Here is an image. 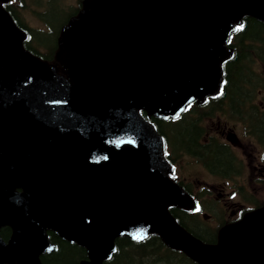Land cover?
Masks as SVG:
<instances>
[{
	"label": "water",
	"instance_id": "1",
	"mask_svg": "<svg viewBox=\"0 0 264 264\" xmlns=\"http://www.w3.org/2000/svg\"><path fill=\"white\" fill-rule=\"evenodd\" d=\"M243 16L264 23V0H84L61 34L66 81L23 48L0 5V226L12 231L0 264H41L56 249L47 231L84 247L82 264L152 233L198 264H264V206L221 227L217 244L176 223L167 208L189 198L139 113L175 118L214 93Z\"/></svg>",
	"mask_w": 264,
	"mask_h": 264
},
{
	"label": "trees",
	"instance_id": "2",
	"mask_svg": "<svg viewBox=\"0 0 264 264\" xmlns=\"http://www.w3.org/2000/svg\"><path fill=\"white\" fill-rule=\"evenodd\" d=\"M21 3L24 0H19ZM81 1V0H80ZM79 1V4L81 2ZM5 9L14 17L11 7L4 4ZM79 8H73V14ZM46 29L38 30L25 27L26 39L24 46L33 54L38 55L42 60L51 62L54 60L57 51V40L59 30L45 22ZM42 34L49 39L52 37V48L43 43L34 42V35ZM233 55L222 63L223 87L221 94L215 99H211L206 109L211 113L214 109L217 112L224 111L225 114L234 112L235 115L242 117L246 112L247 104L255 91L257 83L254 82L253 72L249 70V64L253 59L264 64V24L252 18L245 17L243 27L237 29L230 43ZM44 48V49H43ZM49 64V63H48ZM58 65V64H57ZM249 78V81H248ZM253 87V89H251ZM251 94V96H250ZM211 102V103H210ZM200 106V105H199ZM204 107H199V109ZM143 116L155 126L157 133L163 138L165 148H169L175 153L186 152L200 157L204 165L212 173L227 171L233 168L231 156L222 144L213 140L208 143L200 144L204 128L200 124V118L204 113L185 112L176 120L162 121L154 117ZM208 114V113H206ZM183 115L186 116L183 119ZM251 120L257 125H253L257 137L264 143V119L252 114ZM172 142L177 144L172 150ZM166 150V149H165ZM230 169V170H231ZM229 171V170H228ZM223 172V173H222ZM171 215L177 223L193 237L206 244L216 242L217 228L207 226L201 221L197 214L190 210L176 207L169 208ZM51 242L55 243L57 249L41 257L42 264H79L86 258L84 248L61 240L52 233H49ZM103 264H197L181 249L167 245L157 234H150L143 240L134 242L128 238H119L115 241V249Z\"/></svg>",
	"mask_w": 264,
	"mask_h": 264
},
{
	"label": "rangeland",
	"instance_id": "3",
	"mask_svg": "<svg viewBox=\"0 0 264 264\" xmlns=\"http://www.w3.org/2000/svg\"><path fill=\"white\" fill-rule=\"evenodd\" d=\"M78 1L79 0H61V3L62 6L67 7L77 5ZM37 2L43 4L46 3V0H25L24 7L20 10L19 18L21 21L26 23L27 26L43 28V23L34 11L37 6ZM42 18L44 22H47L57 28L59 24L65 20L66 16L59 10L58 0H53L52 2L46 4L45 10L42 13ZM52 39V37L47 39V37L42 34L34 35V42L43 43L44 45L49 46V48H52L53 46L51 42ZM234 118V112H231L228 116L215 114L212 118L203 120L202 124L205 127L207 134L215 135L217 139L220 138L219 132L223 126L232 128L236 136L241 138L243 144L241 151L237 148H232L231 151L243 160L244 168L240 170L242 173L238 174L236 177H232V180H229L231 178L222 179L218 176H214L213 174H209L202 164H199L194 160V158L188 155L177 157L174 162L175 168L171 167L173 170L172 174H174L182 182L187 183L193 194L197 195L201 192L205 195L201 198V201L202 204L205 205V207L203 206L204 210L207 214L212 216L211 219L207 218V221L214 227L218 224L214 218L217 214L220 213V218L224 216L227 219H233L235 217L234 215L239 214V211L241 210L239 208H244L245 206L250 207V202L247 197H252L258 203H261L264 199L263 183L261 180L259 181L257 179L259 175H252L250 172V166L253 160L252 155L260 150V145L252 138L247 139L244 137L242 125L233 120ZM252 125L257 124L254 121L247 123V126L249 127ZM172 147V150H175L177 144L172 142ZM228 170L229 168L224 173H228ZM233 175L235 174L229 176ZM220 184L223 185L224 191H220L218 189ZM237 186H241L242 188ZM202 188H204V190H200ZM218 193H221L222 195L218 197ZM215 196L218 198L217 201L214 200ZM234 204H238V206ZM217 211L219 213H217Z\"/></svg>",
	"mask_w": 264,
	"mask_h": 264
},
{
	"label": "flooded vegetation",
	"instance_id": "4",
	"mask_svg": "<svg viewBox=\"0 0 264 264\" xmlns=\"http://www.w3.org/2000/svg\"><path fill=\"white\" fill-rule=\"evenodd\" d=\"M262 75H263V78H264V67H262ZM248 81H249V78H248ZM255 101L253 100V102L251 103L252 107L250 108V111L255 114V115H258V114H261L264 116V86L262 87L261 90H258L257 91V94L255 95ZM251 101V99L249 100V102ZM245 133V132H244ZM246 134V133H245ZM203 136H205V138L202 139L201 142H199L200 144H204V143H208L210 140H213L215 141L216 143L218 144H222V142H224L225 144H222L224 146V148H226V151L229 153V148H237V149H240L241 151V148H243V144H242V141H241V138H238L234 132V130L232 128H228L226 126H223V128L220 130L219 132V136L220 138H216L215 135H210V134H207V132H204L203 133ZM202 136V137H203ZM206 136H208V138H206ZM245 137V136H244ZM247 138V137H245ZM249 139V138H247ZM221 140V141H220ZM224 140V141H223ZM229 146V147H228ZM262 151L259 152L257 151L255 154L252 155L253 157V160H252V163H251V166H250V172L252 173V175H259L260 177L264 178V154L261 155ZM191 156L193 157H197L198 159H200V157L198 156H195L193 154L190 153ZM231 156V155H230ZM169 159V161L171 163H174V161L168 156L167 157ZM233 158L235 159H238L241 163H243V160L238 156V155H233V157L231 156V163H232V160ZM231 168H229V171H230ZM228 171V173H229ZM216 173H220V172H217ZM227 173V174H228ZM221 174V173H220ZM223 175H226V174H223ZM179 182H181V186L189 193V194H192V192L190 191L189 189V185H187V183L185 182H182L180 179H179ZM220 191H224V187L223 185H219V188H218ZM222 194L221 193H218V197L221 196ZM217 196L214 197V200H218ZM230 199V198H229ZM215 203V202H214ZM236 206H238V204H234ZM251 209V207H244V208H239L241 209L239 211V214H236L234 215L235 217L233 219H227L225 218L224 216H222L221 218V222L222 223H225V222H234L235 220H237V218L242 215L247 209ZM222 215V214H221ZM210 219L212 216H210ZM205 218V217H204ZM11 228L9 226H0V238L6 243L8 241V239L10 238L11 236Z\"/></svg>",
	"mask_w": 264,
	"mask_h": 264
},
{
	"label": "snow or ice",
	"instance_id": "5",
	"mask_svg": "<svg viewBox=\"0 0 264 264\" xmlns=\"http://www.w3.org/2000/svg\"><path fill=\"white\" fill-rule=\"evenodd\" d=\"M238 30H239V29H238ZM136 238H137V239H143L144 237H143V235H138Z\"/></svg>",
	"mask_w": 264,
	"mask_h": 264
}]
</instances>
